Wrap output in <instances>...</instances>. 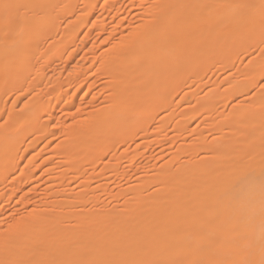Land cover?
Returning <instances> with one entry per match:
<instances>
[{
    "label": "rangeland",
    "instance_id": "374dc122",
    "mask_svg": "<svg viewBox=\"0 0 264 264\" xmlns=\"http://www.w3.org/2000/svg\"><path fill=\"white\" fill-rule=\"evenodd\" d=\"M228 1L206 0L216 7L200 11L198 27L189 28L185 36L188 50L176 56L177 62L190 59V66L183 73L179 64H165L168 70L160 84L140 97L145 116L151 115L140 129L108 134L97 144L95 157L69 149L71 136L75 130L85 129L97 109H107L117 101L119 82L136 89L133 81L137 73L111 57L135 27L156 21L148 16L160 0H70L60 9L73 3V11L63 10L55 17L51 32V37L63 38L67 31L62 27L77 20L74 34L65 44L49 43L46 35L36 36L29 65L12 63L19 67L18 75L13 72L6 77L11 64L0 66V232L10 231V225L53 198L57 207L69 197L87 210L94 208L96 201H123L142 178L152 190L167 170L186 165L191 158L194 165L206 156L201 141L195 139L201 137L206 144L218 141L216 137L227 129L229 113L240 108L250 116L264 112V73H255L260 68L264 71V27L254 29L264 26V10H258L264 0H239L236 8L250 15L253 28L239 32L235 43L231 40V26L236 21L232 9L224 12L228 11L227 19L218 17ZM188 19L179 16L176 20L185 23ZM159 71L156 68L149 75L153 83ZM78 85L81 89L74 93ZM165 98L167 106L162 105ZM37 101L50 105L37 115L38 122L31 125L29 121L27 127L18 117L6 121L10 110L18 116ZM198 101L209 106L208 110L199 107ZM51 113H56V118ZM6 128L12 134L4 146L9 149L7 155L1 136ZM5 260L0 258V262Z\"/></svg>",
    "mask_w": 264,
    "mask_h": 264
},
{
    "label": "bare ground",
    "instance_id": "6f19581e",
    "mask_svg": "<svg viewBox=\"0 0 264 264\" xmlns=\"http://www.w3.org/2000/svg\"><path fill=\"white\" fill-rule=\"evenodd\" d=\"M69 1L17 0L16 4L14 0H0V66H28L36 36L46 35L49 43L65 44L74 34L77 20L71 19L62 27L67 31L63 38L55 39L51 32L55 17L63 10L73 11V3L60 9ZM200 1L160 0L156 10L150 9L148 14L156 21L147 20L125 36L111 58L121 60L123 67L137 73L133 81L137 87L120 86L119 82L117 101L92 113L85 129L73 132L69 149L95 157L97 144L108 134L141 128L151 113L145 116L140 97L160 84L162 74L168 70L165 64H179L183 73L190 66V59L177 62L176 58L189 48L187 31L198 27L202 11L216 7ZM228 2L221 6L222 15L218 17L227 19L228 11L224 12L232 9L236 21L232 31L229 29L235 43L239 32L253 27L249 26L250 15L236 8L239 0ZM258 10H264V3ZM179 16L189 19L178 23ZM59 24L56 22V28ZM52 54L57 56V51ZM156 68L161 73L153 83L149 75ZM261 70L255 73H264ZM13 72L18 75L19 67L6 69L4 75L12 76ZM79 89L80 85L74 93ZM166 98L164 106L168 105ZM49 107V102L37 101L18 116L10 110L6 121L18 117V122L28 127L29 121L31 125L38 122L39 114ZM199 107L208 110L209 106L199 102ZM244 109L229 113L227 129L216 137L218 141L206 144L201 137L195 139L201 141L206 156L194 165L191 158L186 165L167 170L152 190L142 178L143 182L128 188L119 203L96 201L94 208L86 210L67 197L59 207L53 198L32 209L10 225V231L0 232V258L6 259L0 264H264V112L250 116ZM50 116L56 118V113ZM11 135L9 128L2 132L3 147ZM4 152L7 155L9 149L4 147ZM70 164L75 167L73 162Z\"/></svg>",
    "mask_w": 264,
    "mask_h": 264
}]
</instances>
